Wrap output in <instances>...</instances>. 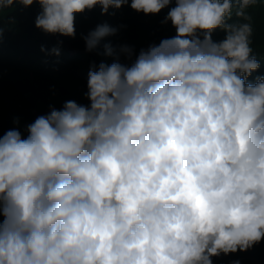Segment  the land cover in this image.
<instances>
[{
    "label": "clouds",
    "instance_id": "9594fccd",
    "mask_svg": "<svg viewBox=\"0 0 264 264\" xmlns=\"http://www.w3.org/2000/svg\"><path fill=\"white\" fill-rule=\"evenodd\" d=\"M253 2L0 0L39 4L35 26L66 37L97 6L175 5L172 37L138 54L104 45L114 62L90 66L88 105L0 136V264H213L264 240V76L249 82L251 24L230 22ZM117 30L97 25L86 50Z\"/></svg>",
    "mask_w": 264,
    "mask_h": 264
},
{
    "label": "trees",
    "instance_id": "16d2710c",
    "mask_svg": "<svg viewBox=\"0 0 264 264\" xmlns=\"http://www.w3.org/2000/svg\"><path fill=\"white\" fill-rule=\"evenodd\" d=\"M175 6L174 3L169 6ZM169 8L156 15H145L133 11L129 6L110 8L101 14L99 6L86 10L75 17V37L48 34L35 26L40 5L30 7L14 4L0 9V136L11 129L27 135L26 127L51 108L60 109L66 101L74 100L88 105L86 98L87 79L90 66L100 62L112 63L114 57L105 55V44L114 48L131 46L138 54L151 44L175 35L171 23H162ZM247 20L235 15L232 23H250L253 29L251 47L260 62L253 72L264 76V0H254L245 10ZM107 23L117 28L115 35L104 38L94 51H87L84 36L97 25ZM219 29L213 32L214 41L224 39ZM59 49V55L53 49ZM43 49V51H42ZM134 58V57H133ZM121 62L127 63L123 55ZM213 264H264V240L247 251L212 257Z\"/></svg>",
    "mask_w": 264,
    "mask_h": 264
},
{
    "label": "rangeland",
    "instance_id": "374dc122",
    "mask_svg": "<svg viewBox=\"0 0 264 264\" xmlns=\"http://www.w3.org/2000/svg\"><path fill=\"white\" fill-rule=\"evenodd\" d=\"M250 80H252V77H250Z\"/></svg>",
    "mask_w": 264,
    "mask_h": 264
}]
</instances>
